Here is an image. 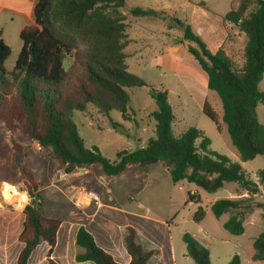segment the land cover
I'll return each instance as SVG.
<instances>
[{
  "label": "trees",
  "instance_id": "obj_1",
  "mask_svg": "<svg viewBox=\"0 0 264 264\" xmlns=\"http://www.w3.org/2000/svg\"><path fill=\"white\" fill-rule=\"evenodd\" d=\"M124 8L125 0H37L33 23L19 33L22 46L10 73L4 69L10 48L0 32V121L12 135L14 151L22 158L33 152L13 137L22 128L32 145L50 150L66 174L99 164L104 175L112 177L131 165L146 173L150 166L160 163L168 169L173 184L185 181L209 194L227 183L237 184L236 196L245 197L217 200L210 211L215 219L228 214L222 228L230 235H241L245 215L263 206L253 198L260 189L264 190V166L256 171V180L251 181L239 163L212 151L209 138L197 128L188 127L174 135L175 116L166 92L127 70ZM128 12L132 16L159 14L141 8H130ZM171 20L182 32L175 43L185 44L187 53L206 74L207 88L220 100L221 121L240 162L256 156H262L264 161V126L258 122L256 112L258 104L264 102V92L258 88L264 74V0H239L237 7L223 17L246 37L240 67L222 48L211 53L188 24ZM79 48L71 68L65 70V56ZM140 87L148 88L156 105L150 114L153 137L141 147L120 151L114 161L105 158L97 147L86 148L72 120L74 113L94 108L115 130L118 123L110 119L109 113L116 111L123 120H129L127 89ZM201 111L218 130L217 116L206 102ZM20 170L30 203L23 210L25 220L19 236L22 248L15 264H27L32 250L42 240L48 245L44 264H56L51 254L60 221L42 215L37 206L43 204L42 186L25 164ZM188 200H192L190 194ZM204 215L203 208L198 207L192 221L199 223ZM126 231L123 241L129 264H147L157 251L143 250L135 241V231ZM182 242L185 255L194 264H210L208 249L190 234L184 233ZM75 243L83 249L75 256L76 262L116 264L83 225L77 230ZM242 256L246 264H264V228L251 245L242 248ZM240 260L241 256L234 254L227 264H240Z\"/></svg>",
  "mask_w": 264,
  "mask_h": 264
},
{
  "label": "crops",
  "instance_id": "obj_2",
  "mask_svg": "<svg viewBox=\"0 0 264 264\" xmlns=\"http://www.w3.org/2000/svg\"><path fill=\"white\" fill-rule=\"evenodd\" d=\"M238 1L125 0V8L122 10V14L125 16V23L127 24L128 43L124 48V53L127 55L125 59L127 70L145 81L144 69L158 70L165 67L171 70L170 79H165L166 74L158 71V73L155 72L158 81H153V84L146 82L156 89L165 91L169 103L170 95H174L175 98L179 99L182 90L187 92L190 98L194 94H198L200 110L206 102L215 112L218 128H220L221 103L207 88V76L198 63L187 53L185 44L175 43V40L180 39L182 32L171 19L176 18L188 24L211 53H215L222 48L225 54L233 60L237 51H243L245 35L232 23L224 21L223 17L230 10L237 7ZM36 2L37 0H0L1 37L4 43L10 47V54L14 53L16 57L22 46L20 39L17 38H19V33L25 26L33 23V9ZM130 8L153 10L159 14L155 16H132L128 12ZM157 34H163L168 39L165 42L158 40L156 38ZM171 80L176 84L178 83V86L175 85L176 89H170L169 81ZM134 89L145 91L148 95V88L146 87ZM170 105L172 107L171 103ZM153 111L155 110L150 109L146 114L149 115ZM141 118L145 121L143 115ZM153 130L154 121L152 122L150 134H153ZM138 143V147L145 144L140 142V139ZM21 144L24 147L34 149L33 153L40 152L38 146L32 145L31 142H21ZM13 152L15 153L14 149ZM29 158L30 156L25 160ZM14 163L19 167L18 158ZM3 164L4 160L0 153V167ZM57 165L56 162L55 167ZM77 170L80 169H74L71 173L65 174L60 169L59 172L64 174L63 177L59 176V178L54 179L56 176L54 173L53 177L49 179L48 186L54 189V199L45 195L47 187L40 180H35L42 186L43 204L40 206V212L46 218L60 221L56 232L55 246L51 254V259L56 264H93L91 262H76L75 260V256L83 252V249L75 243V236L81 225L93 236L98 247L113 257L116 264H129L130 261L123 241L127 228H132L135 231V241L143 250L157 251V254L148 259L147 264H158L163 248H166L169 254L167 264H175L177 257L172 244L171 232L179 223L192 221L195 210L202 207L203 195L198 187H194L192 186L194 184L190 183H188V186H180V183L185 181L173 184L168 169L157 163L150 166L146 173L139 171L137 168L134 169L131 172V179L141 178L140 185L135 188L134 195L128 198V201L131 202L126 204L116 199L118 202L116 204L111 189L99 188L98 183L91 179L90 174L84 168L81 172H76ZM126 171L127 168L117 176L124 175ZM57 182L62 183L61 186H56ZM5 184L24 186L22 178L14 183L0 179L3 194ZM182 189H185L186 200L183 199L181 203L175 204L173 202L175 194L181 192ZM89 191L98 195L99 204L95 205L92 202L76 203L75 199L83 198L82 194ZM188 194L192 196V200H188ZM5 197L10 198L9 196ZM241 197H245V194L236 196L235 193V195H232V199ZM19 201L3 202L0 200V264H15L22 248L19 236L23 229L25 215L23 211H18L15 208V204ZM215 201L216 199L205 201L206 205L202 207L205 212L204 218L199 223L193 222L197 232H204V225L210 230L216 231L217 227H222V224L228 219V214H223L218 219L214 218L210 206ZM152 205L155 212L150 209ZM182 206L188 208L185 213L186 220L179 219ZM183 210L181 209V213ZM133 220L135 224L132 223ZM162 228H164V231ZM184 233L188 232L184 231ZM188 234L195 240L198 239L194 233ZM204 247L207 248L205 245ZM47 250V243L43 240L40 241L32 250L27 264H44ZM179 257L181 259L187 257L185 250L179 254Z\"/></svg>",
  "mask_w": 264,
  "mask_h": 264
},
{
  "label": "rangeland",
  "instance_id": "obj_3",
  "mask_svg": "<svg viewBox=\"0 0 264 264\" xmlns=\"http://www.w3.org/2000/svg\"><path fill=\"white\" fill-rule=\"evenodd\" d=\"M156 38L158 40H162L163 42L168 39V37L163 34H157ZM17 39L19 40V38ZM245 42L246 37L244 36L243 46H245ZM80 50L81 48L77 50H72L65 56V70L68 71L71 68L74 56H76V54L80 52ZM16 58L17 57L14 53L8 56L4 63V69L6 70V72L10 73L13 70ZM233 62L237 67H240L242 65V50L237 51ZM158 71L166 74L165 79L171 78V70L162 67L158 70L144 69V79L153 84V81H158V77L155 74V72L158 73ZM169 82L168 83L170 85V89H174L175 85L178 84H176L173 80ZM258 88L260 91L264 92V74L262 80L258 85ZM138 90L139 89L134 88L127 90L130 98L128 110L130 116L129 120H123L120 114L116 111H111L109 113L110 119L118 123V127H116L115 130L110 128L109 120L103 117L102 115L98 114L94 108L87 107L84 112L76 111L74 113L72 120L76 124L78 135L82 139L83 144L86 148L97 147L100 153L105 158L110 161H114L116 159L117 153H119L120 151H131L138 147L139 139L140 142L146 143L148 138L153 137V134H150L153 120L150 114L147 115L146 113H148L150 109L156 110V105L154 103V100L151 99L149 95H146L145 91ZM211 92L216 98V100L220 103L218 96L213 91ZM170 103L172 104L173 113L175 115V120L172 125V130L175 136H178L183 133L188 127L197 128L198 130L202 131L207 138H209L210 149L212 151H216L220 154L227 156L232 162L239 163L241 167L246 171L248 178L251 181L256 180V171L263 168L264 166L262 156H256L253 160L247 162H240L237 151L231 145L225 124L220 120V128L217 130L215 124L203 115L199 107L200 101L198 94H194L190 98L187 92L182 90V95L179 99L175 98L174 95H170ZM220 112H222L221 109ZM256 112L258 122L264 126V102L262 104H258ZM142 115L144 116L145 121L141 118ZM11 137L12 135H10L8 130L0 121V153L4 160L3 166L0 167V179H3L10 183H14L21 178L23 179V175L20 169L21 166L25 164L26 169L28 170L29 174L33 177V179L40 180L41 183H43L44 186L47 187L45 189V195H47L48 197L50 196L54 199V189L48 186L49 179L53 177L54 173L56 175L54 179L59 178V176L63 177L64 171L61 173L59 172L60 168L58 167V165L55 167L57 161L55 162V160L53 159L50 150L42 149L37 145L40 152H32L30 154V158L28 160H25V158H22L16 154L18 156L17 157L15 155L16 152H13L10 143ZM13 137L17 142H30L28 137H26V135L24 134L22 128L15 132V134H13ZM17 158L19 162V167L17 166V164L14 163ZM136 168L137 166L134 165L128 166L127 171L124 173V175H121L119 177H106L102 172L99 164H92L91 166L85 167L84 169L87 170V172L90 174L91 179L98 183L99 188H109L112 190L114 195V203L117 204L118 202L116 199H119L120 201L125 202L127 204L131 202L128 201V198L134 195L135 188L138 187L141 183V178L135 180L131 179V172ZM82 169L83 168L77 170L76 172H81ZM61 184L62 183L57 182L56 186H61ZM8 185L13 188L15 186L10 184ZM180 186H188V183L181 182ZM192 186L195 187V185ZM236 188H238L237 184L227 183L224 185V187H222L213 194H209L201 189H198L203 195L201 200L202 207H205V201L208 199H216V201L220 199H232V195H235L234 190ZM24 192L25 189L23 192L18 193ZM88 193L95 192H85L84 194H82L83 198H78V200L75 199L76 203L87 202ZM263 194L264 190L260 189V192L253 198V200L263 204V206L261 208H256L252 210L254 214L251 215V212L245 215V220L243 224L244 232L241 236L230 235L222 227H217L218 229H216V231H212L206 225L203 226L204 232H197L195 223H193V221L179 223L178 226L174 228L171 232L172 244L175 250V256L177 257L175 264H194V262L189 257H184L185 259H181L179 257V254L183 253V251L185 250L184 243L182 242V235L184 234V231H187L188 233H194V235L201 242H203L205 246H207V249L209 251L210 264H227L234 254H238L241 256L240 264H246V261L242 256V248L251 245L253 240L264 228ZM3 195L4 194L1 185L0 200H2L3 202H18L20 200V196L18 195H13L11 197L9 196L10 198L5 197ZM183 199L184 201L186 200L185 189H182L181 192L179 191L175 194L173 202H175V204H179L181 203V201H183ZM150 207V209H152V212H155L153 205ZM181 209H184L182 213ZM187 209L188 208H184L183 206L182 208H180L181 215L179 219L186 220L185 213ZM157 211L159 210L157 209ZM132 223L135 224V221L133 220ZM162 229L164 231V228ZM157 230L158 229H156V231ZM198 243L204 247V245H202L200 242ZM167 256H169L168 251L166 248H163L158 264H167Z\"/></svg>",
  "mask_w": 264,
  "mask_h": 264
},
{
  "label": "clouds",
  "instance_id": "obj_4",
  "mask_svg": "<svg viewBox=\"0 0 264 264\" xmlns=\"http://www.w3.org/2000/svg\"><path fill=\"white\" fill-rule=\"evenodd\" d=\"M9 188H11V186L5 184V196H7L8 194V190ZM11 190L13 192L16 191L15 188H11ZM30 203V197L25 193L23 195L20 196V201L19 203L15 204V208L18 210V211H23L25 209V207Z\"/></svg>",
  "mask_w": 264,
  "mask_h": 264
},
{
  "label": "built area",
  "instance_id": "obj_5",
  "mask_svg": "<svg viewBox=\"0 0 264 264\" xmlns=\"http://www.w3.org/2000/svg\"><path fill=\"white\" fill-rule=\"evenodd\" d=\"M87 202L88 203H94L95 205H97V204H99V202H100V200H99V198H98V196L95 194V193H88L87 194ZM198 242H200L202 245H204L203 244V242H201L199 239H196Z\"/></svg>",
  "mask_w": 264,
  "mask_h": 264
},
{
  "label": "bare ground",
  "instance_id": "obj_6",
  "mask_svg": "<svg viewBox=\"0 0 264 264\" xmlns=\"http://www.w3.org/2000/svg\"><path fill=\"white\" fill-rule=\"evenodd\" d=\"M11 188H13V187H11ZM11 188H9V190H8V194H7V196H13V195H18V196H21V195H23L22 193H18V192H13L12 190H11ZM4 190H5V185H4ZM20 198V197H19Z\"/></svg>",
  "mask_w": 264,
  "mask_h": 264
},
{
  "label": "water",
  "instance_id": "obj_7",
  "mask_svg": "<svg viewBox=\"0 0 264 264\" xmlns=\"http://www.w3.org/2000/svg\"><path fill=\"white\" fill-rule=\"evenodd\" d=\"M14 188H15L16 191H18V192H23V191H24V188H23V186H21V185H16V186H14ZM37 206L40 207L41 204H40V203H37Z\"/></svg>",
  "mask_w": 264,
  "mask_h": 264
}]
</instances>
